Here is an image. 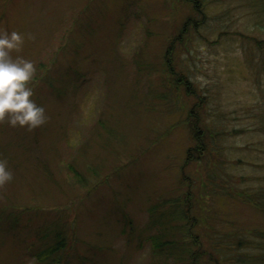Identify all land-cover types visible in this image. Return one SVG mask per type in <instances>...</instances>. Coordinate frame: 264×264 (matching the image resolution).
I'll return each instance as SVG.
<instances>
[{"label":"rangeland","instance_id":"rangeland-1","mask_svg":"<svg viewBox=\"0 0 264 264\" xmlns=\"http://www.w3.org/2000/svg\"><path fill=\"white\" fill-rule=\"evenodd\" d=\"M0 31L24 37L10 55L34 63L46 115L31 130L0 122L13 173L0 264H39L55 220L70 234L62 264H160L158 201L190 214L188 247L208 228L264 231L251 201L264 186V0H0Z\"/></svg>","mask_w":264,"mask_h":264},{"label":"trees","instance_id":"trees-1","mask_svg":"<svg viewBox=\"0 0 264 264\" xmlns=\"http://www.w3.org/2000/svg\"><path fill=\"white\" fill-rule=\"evenodd\" d=\"M170 71L175 77L178 76L172 68ZM183 79L181 78L179 81L182 82ZM191 119H193L192 129L195 132L197 144L208 150L209 147L202 139L204 136L207 137L209 133L206 132V135L204 132L197 130L196 123H198V118L195 115H192ZM99 134L95 133V135ZM208 138L210 137L208 136ZM210 140L212 141V138ZM192 156L193 154L188 156V159L192 160ZM199 159L202 160V158ZM184 171L185 169L183 170V175ZM76 175L80 179V175ZM192 178L188 177L189 184ZM251 201L261 206L264 210V186L255 192V196H253ZM169 204L166 205L165 202L163 205L158 201L153 203L149 209L148 230L151 232L149 239L152 243L153 252L162 258L160 264H202V261L207 260V258L211 259L214 264H264L263 230L256 229L254 235L256 234L257 238L252 241L240 236L230 238L229 236L227 237V234L217 236L220 230L208 228L205 231V236H208V240L205 241L201 238L202 236L195 233L192 242L194 247H188L184 244L183 239V233H185L183 230L184 225L181 226L182 223L179 221L185 222L191 216L188 211L180 210L177 206L172 207L171 210ZM69 237L70 234L66 230V225L60 220L53 221L47 228L46 233H43V236L39 238V240L43 239V241H40V246L43 247L36 253L39 264H62L63 261H61L59 256L63 251L67 250ZM206 242H208L209 246H204Z\"/></svg>","mask_w":264,"mask_h":264},{"label":"clouds","instance_id":"clouds-1","mask_svg":"<svg viewBox=\"0 0 264 264\" xmlns=\"http://www.w3.org/2000/svg\"><path fill=\"white\" fill-rule=\"evenodd\" d=\"M24 37L19 32L8 34L0 31V122L8 120L13 127L27 126L30 130L46 122L45 109L35 100L29 82L35 74L32 61L23 58L12 59V50L19 51ZM13 180V173L7 162L0 160V186Z\"/></svg>","mask_w":264,"mask_h":264}]
</instances>
